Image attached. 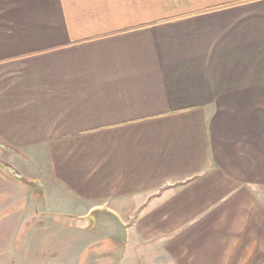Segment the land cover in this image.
<instances>
[{
    "label": "crops",
    "instance_id": "crops-1",
    "mask_svg": "<svg viewBox=\"0 0 264 264\" xmlns=\"http://www.w3.org/2000/svg\"><path fill=\"white\" fill-rule=\"evenodd\" d=\"M52 217L264 264V0H0V224Z\"/></svg>",
    "mask_w": 264,
    "mask_h": 264
},
{
    "label": "rangeland",
    "instance_id": "rangeland-1",
    "mask_svg": "<svg viewBox=\"0 0 264 264\" xmlns=\"http://www.w3.org/2000/svg\"><path fill=\"white\" fill-rule=\"evenodd\" d=\"M56 219L52 217L50 222H43L36 218L35 223L19 221L8 227L0 224V264H139V258L144 264H155L152 247L138 249L130 245L127 250L125 242L107 240L109 231L106 228H100L98 236L92 237L90 233L95 229L90 228L88 236L82 235L74 227L61 226ZM122 234L116 238L123 242L125 236ZM92 248H97L94 260L88 259V251ZM123 251H130L127 257H131L130 260H122Z\"/></svg>",
    "mask_w": 264,
    "mask_h": 264
}]
</instances>
